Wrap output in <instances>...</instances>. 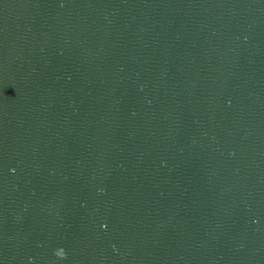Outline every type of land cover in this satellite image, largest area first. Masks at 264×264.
<instances>
[{"label": "water", "instance_id": "1", "mask_svg": "<svg viewBox=\"0 0 264 264\" xmlns=\"http://www.w3.org/2000/svg\"><path fill=\"white\" fill-rule=\"evenodd\" d=\"M0 264H264V0H0Z\"/></svg>", "mask_w": 264, "mask_h": 264}]
</instances>
